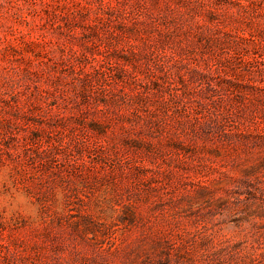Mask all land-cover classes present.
Instances as JSON below:
<instances>
[{"label":"rangeland","instance_id":"1","mask_svg":"<svg viewBox=\"0 0 264 264\" xmlns=\"http://www.w3.org/2000/svg\"><path fill=\"white\" fill-rule=\"evenodd\" d=\"M0 264H264V0H0Z\"/></svg>","mask_w":264,"mask_h":264}]
</instances>
